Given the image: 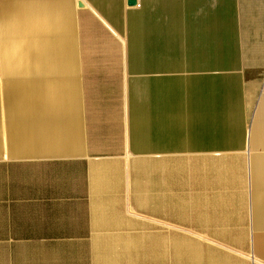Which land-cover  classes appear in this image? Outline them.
I'll list each match as a JSON object with an SVG mask.
<instances>
[{"label":"crops","instance_id":"1","mask_svg":"<svg viewBox=\"0 0 264 264\" xmlns=\"http://www.w3.org/2000/svg\"><path fill=\"white\" fill-rule=\"evenodd\" d=\"M0 264H264V0H0Z\"/></svg>","mask_w":264,"mask_h":264},{"label":"water","instance_id":"2","mask_svg":"<svg viewBox=\"0 0 264 264\" xmlns=\"http://www.w3.org/2000/svg\"><path fill=\"white\" fill-rule=\"evenodd\" d=\"M134 2V0H130V3Z\"/></svg>","mask_w":264,"mask_h":264},{"label":"built area","instance_id":"3","mask_svg":"<svg viewBox=\"0 0 264 264\" xmlns=\"http://www.w3.org/2000/svg\"><path fill=\"white\" fill-rule=\"evenodd\" d=\"M136 5H138V4H136Z\"/></svg>","mask_w":264,"mask_h":264}]
</instances>
